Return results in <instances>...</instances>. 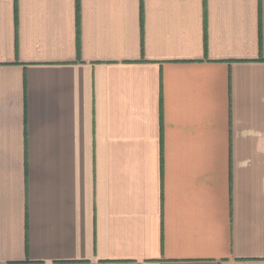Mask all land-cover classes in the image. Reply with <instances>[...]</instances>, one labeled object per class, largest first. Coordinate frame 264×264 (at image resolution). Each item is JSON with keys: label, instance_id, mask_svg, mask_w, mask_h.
Returning <instances> with one entry per match:
<instances>
[{"label": "crops", "instance_id": "obj_1", "mask_svg": "<svg viewBox=\"0 0 264 264\" xmlns=\"http://www.w3.org/2000/svg\"><path fill=\"white\" fill-rule=\"evenodd\" d=\"M0 264H264V0H0Z\"/></svg>", "mask_w": 264, "mask_h": 264}]
</instances>
